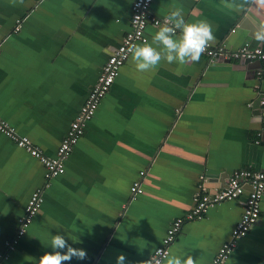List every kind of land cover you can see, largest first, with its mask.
<instances>
[{
  "label": "crops",
  "instance_id": "obj_1",
  "mask_svg": "<svg viewBox=\"0 0 264 264\" xmlns=\"http://www.w3.org/2000/svg\"><path fill=\"white\" fill-rule=\"evenodd\" d=\"M133 2L0 0V118L45 156H55L102 66L129 31ZM177 8L188 23L212 24L210 45L237 49L260 42L264 49V0H153L150 12L165 19ZM158 28L148 24L145 37L161 50L152 41ZM259 69L256 62H209L201 55L185 64L161 60L141 72L131 55L65 161V172L47 187L38 159L0 133V264H36L52 251L55 234L87 251V260L70 264H116L120 254L124 264L145 261L169 225L192 210L201 176L213 193L234 171L264 170ZM138 180L143 193L131 198ZM36 190H43L40 210L8 250ZM242 201L218 203L201 219L185 222L169 253L212 264L240 219ZM225 264H264V196L257 222Z\"/></svg>",
  "mask_w": 264,
  "mask_h": 264
},
{
  "label": "built area",
  "instance_id": "obj_2",
  "mask_svg": "<svg viewBox=\"0 0 264 264\" xmlns=\"http://www.w3.org/2000/svg\"><path fill=\"white\" fill-rule=\"evenodd\" d=\"M153 0H134L130 11V29L122 38L120 44L108 57L99 73L98 79L91 92L87 96L79 114L70 123L67 135L61 141L54 157L45 156L32 141L25 136L19 135L16 130L6 121L0 118V133L9 138L15 145L27 151L32 157L38 159L44 168L45 187L50 180L62 175L65 172L64 163L71 154L74 146L83 136L87 123L95 115L101 99L107 94L114 83L119 70L132 55L130 49L133 45L146 41L145 29L148 24L159 27L165 19L153 17L150 12ZM16 27V31L18 30ZM209 62L219 59L257 61L261 66L257 72L258 79H264V49L261 47H251L244 44L237 49H228L222 45H208L201 54ZM258 95V107L264 127V94L260 91V86L256 85ZM141 178L144 172H140ZM199 189L194 199L192 210L183 218L173 221L166 230L165 236L153 253L145 260H150L151 264H162L167 258L160 250L169 253V247L181 231L182 225L190 220L201 219L210 207L231 200L242 199V213L239 221L232 229L230 238L223 243L215 255L212 264H225L229 255L236 247L238 241L246 236L251 227L255 225L259 218L261 200L264 196V170L250 171L241 169L234 171L228 179L227 186L213 193L207 192L203 183L205 178L201 176ZM43 190L34 191L28 199L23 215L18 220V227L13 239L6 243L8 250H14L19 240L26 234L30 224L40 210L43 202ZM131 198L143 193L141 180L135 181L130 187Z\"/></svg>",
  "mask_w": 264,
  "mask_h": 264
},
{
  "label": "clouds",
  "instance_id": "obj_3",
  "mask_svg": "<svg viewBox=\"0 0 264 264\" xmlns=\"http://www.w3.org/2000/svg\"><path fill=\"white\" fill-rule=\"evenodd\" d=\"M23 2L24 0H19V3L23 4ZM214 40L213 26L210 22L200 20L196 23H188L183 16V10L177 8L165 18L152 39L153 42L162 46L161 50L153 47L152 43L144 41L142 45H133L130 51L137 70L144 72L155 68L161 60H166L169 64L199 61L201 54ZM50 247L52 251L45 252L36 264H65V262L70 264L74 258L79 261L88 259L86 250L71 246L62 234L51 236ZM160 252L167 257L166 264H196L192 256L182 260L183 253L178 256L165 253L163 250ZM124 261V254L117 256L116 264H124ZM137 264H151V261H139Z\"/></svg>",
  "mask_w": 264,
  "mask_h": 264
},
{
  "label": "water",
  "instance_id": "obj_4",
  "mask_svg": "<svg viewBox=\"0 0 264 264\" xmlns=\"http://www.w3.org/2000/svg\"><path fill=\"white\" fill-rule=\"evenodd\" d=\"M250 37H255V38H257V37H259V36H255V35H250ZM258 39V38H257ZM258 45H260V42H259V44L258 43H254V45H253V47H258ZM253 62H256L259 66H261V64H260V62H257V61H253ZM253 62H251V61H246V63H248V64H251V63H253Z\"/></svg>",
  "mask_w": 264,
  "mask_h": 264
}]
</instances>
